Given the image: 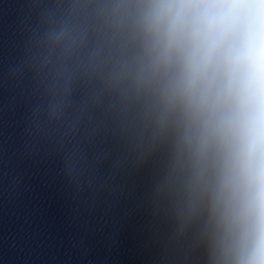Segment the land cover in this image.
Listing matches in <instances>:
<instances>
[{"label":"clouds","instance_id":"clouds-1","mask_svg":"<svg viewBox=\"0 0 264 264\" xmlns=\"http://www.w3.org/2000/svg\"><path fill=\"white\" fill-rule=\"evenodd\" d=\"M142 68L211 162L222 264H264V0H142Z\"/></svg>","mask_w":264,"mask_h":264}]
</instances>
